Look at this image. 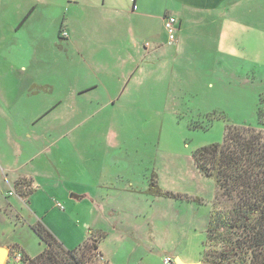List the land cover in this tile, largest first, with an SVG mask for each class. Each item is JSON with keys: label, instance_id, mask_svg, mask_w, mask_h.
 Returning <instances> with one entry per match:
<instances>
[{"label": "rangeland", "instance_id": "374dc122", "mask_svg": "<svg viewBox=\"0 0 264 264\" xmlns=\"http://www.w3.org/2000/svg\"><path fill=\"white\" fill-rule=\"evenodd\" d=\"M11 1L0 0V157L29 163L39 214L6 195L11 187L0 172V244L38 256L45 244L31 226L41 221L64 247L104 235L108 262L97 258L100 264H163L167 256L172 264L174 256L199 262L216 186L192 156L221 144L227 125L261 128L264 0H239V23L221 39L238 66L205 68L192 54L168 52L158 67L110 85L114 101L102 87L71 96L86 64L60 47L52 22L22 21L28 0ZM194 47L213 51L199 40ZM151 181L179 198L154 195ZM18 246H0L8 250L4 264H14V252L23 256Z\"/></svg>", "mask_w": 264, "mask_h": 264}, {"label": "crops", "instance_id": "0c3cea01", "mask_svg": "<svg viewBox=\"0 0 264 264\" xmlns=\"http://www.w3.org/2000/svg\"><path fill=\"white\" fill-rule=\"evenodd\" d=\"M28 3L27 18L22 21H50L56 33L58 30V37L64 30L67 36L60 37V47L72 51L86 64V79L70 94L74 97L94 93L102 87L107 99L114 101L115 96L108 89L110 85L115 83L120 87L125 80L136 79L144 68L158 67L168 52L173 57L192 54L190 61L194 59L193 62H200L205 68L209 63L217 69L228 68L229 61L236 66L239 64L233 49L227 50L221 43L225 32L231 28L228 24L237 27L239 23V0H28ZM166 16L177 20L176 42L172 45L164 36ZM198 40L205 45L211 43L213 49L209 50L213 51L193 50ZM195 54L200 56L195 57ZM4 157L3 154L0 157L4 181L10 185V190L19 179L29 181L34 192L24 202L35 209L39 194L34 188L36 174L27 171L28 162H12ZM85 195L88 194L81 197L85 198ZM35 212L39 214L36 209ZM49 228L55 233L52 226ZM11 245L18 246L0 244ZM18 247L26 255L23 246ZM99 252L108 262L100 245ZM173 260L182 264H200V260L187 262L175 256Z\"/></svg>", "mask_w": 264, "mask_h": 264}, {"label": "trees", "instance_id": "16d2710c", "mask_svg": "<svg viewBox=\"0 0 264 264\" xmlns=\"http://www.w3.org/2000/svg\"><path fill=\"white\" fill-rule=\"evenodd\" d=\"M257 116L260 129L227 125L221 144L204 146L193 153L198 173L213 179L216 186L201 264H264V111L261 107ZM149 184L154 195L179 198L161 192L155 181ZM14 190L26 202L34 192L26 179L17 180ZM31 229L45 249L34 258L23 254L19 264H100L97 262V258H102L99 243L104 235L91 234L70 250L40 221Z\"/></svg>", "mask_w": 264, "mask_h": 264}, {"label": "built area", "instance_id": "2783aa9c", "mask_svg": "<svg viewBox=\"0 0 264 264\" xmlns=\"http://www.w3.org/2000/svg\"><path fill=\"white\" fill-rule=\"evenodd\" d=\"M164 30L167 36V43L169 45H172L176 42V33H177V20L175 17L173 16H166L164 18ZM59 36L61 38H66V32L64 30L60 31ZM8 196H17L14 187L12 190H10L7 193ZM55 207L57 209H59L60 211H64V206L60 203V202H55ZM10 260L14 263V264H19L22 260V254L20 252H14L11 257ZM102 260V258H101ZM163 264H172V258L167 256L164 258L163 260Z\"/></svg>", "mask_w": 264, "mask_h": 264}, {"label": "water", "instance_id": "95a60500", "mask_svg": "<svg viewBox=\"0 0 264 264\" xmlns=\"http://www.w3.org/2000/svg\"><path fill=\"white\" fill-rule=\"evenodd\" d=\"M74 197V196H72ZM8 257V250L5 248H0V264H4L5 259ZM177 264H182L179 260L176 261Z\"/></svg>", "mask_w": 264, "mask_h": 264}]
</instances>
